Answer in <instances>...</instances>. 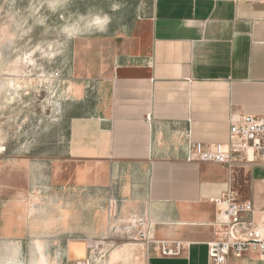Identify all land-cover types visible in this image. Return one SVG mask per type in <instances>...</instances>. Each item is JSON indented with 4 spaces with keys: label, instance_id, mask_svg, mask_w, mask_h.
Wrapping results in <instances>:
<instances>
[{
    "label": "crops",
    "instance_id": "1",
    "mask_svg": "<svg viewBox=\"0 0 264 264\" xmlns=\"http://www.w3.org/2000/svg\"><path fill=\"white\" fill-rule=\"evenodd\" d=\"M115 56L70 85L63 158L48 160L46 176L38 163H21L18 207L0 211V237L18 240L19 264H38L45 246L65 245L67 256L71 241L86 242L88 261L99 237L113 227L131 233L139 217L148 233L145 264H209L215 198L232 189L261 216L264 165L228 171L186 157L190 141L225 142L230 123L264 116V0H152ZM44 177L50 191L42 202L32 188ZM87 201L94 240L71 230L85 223ZM176 242L180 254H161V243ZM43 256L48 264L57 257ZM226 264H264V257L250 250Z\"/></svg>",
    "mask_w": 264,
    "mask_h": 264
},
{
    "label": "rangeland",
    "instance_id": "2",
    "mask_svg": "<svg viewBox=\"0 0 264 264\" xmlns=\"http://www.w3.org/2000/svg\"><path fill=\"white\" fill-rule=\"evenodd\" d=\"M151 2L0 0V211L6 205L18 207L22 161L38 163V173L46 176L48 160L63 158L67 125L63 110L70 85L115 60V54L130 43L139 21L149 14ZM95 14L110 17L105 32L84 28V21L76 37L70 39L63 32L81 16L87 19ZM42 180L31 192L44 202L50 189L47 178ZM74 201L78 213L79 200ZM80 203L84 207V200ZM86 205V213L81 209L85 223H74L71 230L76 236L94 240L95 211L91 201ZM102 206L104 218L106 213L110 218V201ZM58 224L62 226L61 219ZM2 226L0 221V230ZM116 231L113 227L90 246L88 261L87 257L84 261L68 260L65 245L42 248L57 255L53 264H145L143 240L137 236L136 240L126 230ZM0 260L19 264L18 240L0 237Z\"/></svg>",
    "mask_w": 264,
    "mask_h": 264
},
{
    "label": "built area",
    "instance_id": "3",
    "mask_svg": "<svg viewBox=\"0 0 264 264\" xmlns=\"http://www.w3.org/2000/svg\"><path fill=\"white\" fill-rule=\"evenodd\" d=\"M187 161L221 164L233 171L252 164L264 165V116L242 115L230 123L225 142L203 143L190 141ZM218 207L214 221V238L207 243L209 264H226L229 256L240 257L247 251H256L264 257V206L259 218H254L255 209L250 201H240L232 189L213 200ZM131 234L148 240L145 221L139 217L129 225ZM183 246L161 243L162 255H178Z\"/></svg>",
    "mask_w": 264,
    "mask_h": 264
},
{
    "label": "clouds",
    "instance_id": "4",
    "mask_svg": "<svg viewBox=\"0 0 264 264\" xmlns=\"http://www.w3.org/2000/svg\"><path fill=\"white\" fill-rule=\"evenodd\" d=\"M53 7V10H55V7ZM81 21H84V28L88 30L95 29L99 32H105L107 30V26L110 23V17L107 14L100 15L95 14L91 15L87 19L85 16H81L80 19L71 25H66L63 28V32L66 34L68 38L76 37L81 32ZM41 259L39 261V264H48L47 258L43 256V248H41ZM0 264H5L3 260H0ZM8 264H16L14 261H8Z\"/></svg>",
    "mask_w": 264,
    "mask_h": 264
},
{
    "label": "water",
    "instance_id": "5",
    "mask_svg": "<svg viewBox=\"0 0 264 264\" xmlns=\"http://www.w3.org/2000/svg\"><path fill=\"white\" fill-rule=\"evenodd\" d=\"M87 244L84 241H71L67 245V258L70 261H84L87 257Z\"/></svg>",
    "mask_w": 264,
    "mask_h": 264
},
{
    "label": "bare ground",
    "instance_id": "6",
    "mask_svg": "<svg viewBox=\"0 0 264 264\" xmlns=\"http://www.w3.org/2000/svg\"><path fill=\"white\" fill-rule=\"evenodd\" d=\"M126 255H127V254H126ZM126 255H125V256H126ZM123 258H124V257H123Z\"/></svg>",
    "mask_w": 264,
    "mask_h": 264
}]
</instances>
